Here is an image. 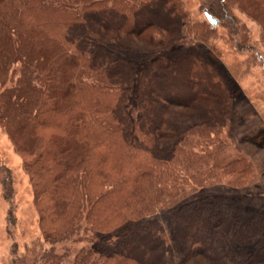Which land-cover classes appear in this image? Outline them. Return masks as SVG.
<instances>
[{"label":"trees","instance_id":"obj_1","mask_svg":"<svg viewBox=\"0 0 264 264\" xmlns=\"http://www.w3.org/2000/svg\"><path fill=\"white\" fill-rule=\"evenodd\" d=\"M228 1L264 12V0ZM208 2L219 21L226 0ZM206 22L191 23L179 0H0V124L29 177L46 264H174L175 253L264 264V244L252 249L264 214L186 189L207 162L197 147L231 109L222 74L191 48L214 32ZM75 68L85 81L73 82ZM26 130L34 147L19 142ZM72 240L83 246L56 249Z\"/></svg>","mask_w":264,"mask_h":264},{"label":"rangeland","instance_id":"obj_2","mask_svg":"<svg viewBox=\"0 0 264 264\" xmlns=\"http://www.w3.org/2000/svg\"><path fill=\"white\" fill-rule=\"evenodd\" d=\"M208 4V0H179V6L189 15L190 22L198 25L207 24L205 11ZM223 5L225 13L220 16L218 25L209 23L214 32L207 42L196 43L191 48L210 60L222 74L231 98L230 114L220 133L197 147L207 162L196 166L199 181L196 184L191 180V187L186 185V189L187 192L192 190L194 184L197 195L211 189L230 193L236 210L250 217L264 214V12L245 4L244 8H239V3L228 0ZM134 46L133 49H145L139 41ZM143 60L140 65L145 63ZM71 76L77 83L87 79V74L79 68L72 70ZM133 100L132 97L130 104ZM177 112L174 115L181 119L178 122L187 128L184 119L188 121L191 111ZM171 118L175 116L171 115ZM13 140L14 137L0 124V264H46L43 258L51 245L44 241L39 230L32 187ZM19 142L35 146L27 130L19 134ZM239 159L248 165L244 172L219 169L227 162ZM8 178L11 181L10 199L5 197L4 181ZM235 187H238L236 192ZM258 244H264V233L252 249ZM82 246L83 243L72 240L56 249L64 251L69 248L72 251ZM105 246L112 251L114 242ZM173 263L209 264L201 256L183 262L177 253Z\"/></svg>","mask_w":264,"mask_h":264},{"label":"water","instance_id":"obj_3","mask_svg":"<svg viewBox=\"0 0 264 264\" xmlns=\"http://www.w3.org/2000/svg\"><path fill=\"white\" fill-rule=\"evenodd\" d=\"M205 16L212 26L218 25L219 21L216 18H214L212 15H210L209 13H206Z\"/></svg>","mask_w":264,"mask_h":264}]
</instances>
